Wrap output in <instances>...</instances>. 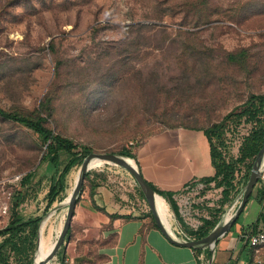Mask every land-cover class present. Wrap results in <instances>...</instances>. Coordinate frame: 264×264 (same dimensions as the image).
I'll list each match as a JSON object with an SVG mask.
<instances>
[{"label":"rangeland","instance_id":"obj_1","mask_svg":"<svg viewBox=\"0 0 264 264\" xmlns=\"http://www.w3.org/2000/svg\"><path fill=\"white\" fill-rule=\"evenodd\" d=\"M136 22L150 27L139 36L130 27ZM135 41L140 44L133 45ZM183 42L197 51L184 52ZM244 48L252 73L225 59V52ZM188 82L198 83L193 93L187 91ZM52 89L48 126L94 152L134 151L175 124L211 125L250 93H264V0H0V106L32 111ZM256 127L246 117L231 124L227 157L239 156L244 138ZM202 142L206 148L205 135L197 138L199 149ZM43 154L35 132L0 116V229L11 220L16 190L25 195L19 206L22 217L43 216L41 223H48L46 238L55 232L52 227L66 222L64 202L81 164L71 167L65 190L48 208L51 185L58 187L70 156L55 168L41 162ZM248 170L239 165V191L221 209L223 215L239 206ZM31 171L34 178L22 185ZM90 171L92 176L98 173V181L124 211L148 213L150 205L128 169L107 163ZM202 187L178 198L186 225L194 229L201 217L219 209L222 199L221 189L202 195ZM89 191L85 178L72 223L82 221V207L91 206ZM169 208L171 228L181 230ZM39 232L40 227L32 264L41 244ZM78 234L72 225L49 264H97V244L77 239Z\"/></svg>","mask_w":264,"mask_h":264},{"label":"crops","instance_id":"obj_2","mask_svg":"<svg viewBox=\"0 0 264 264\" xmlns=\"http://www.w3.org/2000/svg\"><path fill=\"white\" fill-rule=\"evenodd\" d=\"M201 135H205L203 130L183 126L152 135L137 150L144 177L160 189L178 193L193 179L213 175L214 167L206 135V148L202 142V149H199L197 143ZM183 193L188 192L175 195L177 201ZM88 201L91 206L82 207V221L71 226L76 233H80L77 239L88 240L84 241L88 243L94 240L97 244L94 249L97 264H204V260L207 264H249L253 254L242 235L264 229L262 177L244 210L217 240L214 250L205 247L198 249V253L195 248L178 245L168 239L144 211H124L117 203V198L103 185L96 189L93 198L90 197ZM238 207L233 213L227 214L229 219H233ZM112 214L120 216L112 219ZM127 215L131 217L126 218Z\"/></svg>","mask_w":264,"mask_h":264},{"label":"trees","instance_id":"obj_3","mask_svg":"<svg viewBox=\"0 0 264 264\" xmlns=\"http://www.w3.org/2000/svg\"><path fill=\"white\" fill-rule=\"evenodd\" d=\"M197 22L198 21H196L195 23ZM130 27L131 29L134 28L136 34L141 36L139 34L140 30L142 28H148L150 26L142 24L141 22H136L130 25ZM135 43L136 41L132 44L135 45ZM138 44H140V42L136 43V45ZM184 46L186 47V50H184V52L187 50L189 52L197 51L196 47L192 46L191 44L184 43ZM225 59L226 61H228V63L232 64L233 67L244 68L245 71L252 73V69H250L252 62L251 60H249L251 59V57L247 48L225 52ZM59 64L60 63L58 62L57 67H59ZM196 73H198L197 70ZM185 76L188 75L186 74ZM182 79L183 78H181L179 82L177 81V83H181L183 81ZM178 84L175 85L176 88H178ZM197 85L198 83L192 84L188 82V93H193L194 88L197 87ZM54 97L55 91H53V89L52 91H48L39 107L35 108L32 111L17 109L7 110L0 106V116L2 118L20 123L31 129L38 135V138L41 140V148H44V154L41 158V162H46L48 165L57 168L64 156H70L69 161L66 162L58 177V187L57 184L51 185L48 195V208L55 201L58 194L61 191L65 190V177L71 167L76 163L81 164L83 159L90 152H92V149L87 145H80L73 139L61 134L60 132L55 131L53 128L48 126L49 118L53 117L52 104ZM243 117H246L248 120L256 121L257 127L254 128L251 133L244 138L239 148V156L227 157L226 152L229 149L227 131L229 130L231 124L238 123ZM180 126L192 129H201L204 131L210 145L211 162L214 167L213 175L198 178L195 180L193 179V181L185 186L182 192L188 191L192 187L194 188L198 183H202L204 185L201 191L202 195H205L212 188H219L221 189L222 194L220 206L218 207L219 209L214 208L213 211H209V215L207 217H201V224L194 229L186 225V222L184 221L181 214L180 205L175 198L176 194L182 192L177 193L175 191L163 190L159 187H156L153 182L149 181V183L152 185L156 193L158 192L168 201L177 220L182 225L181 230L185 233L186 238H188V240H195L207 236L213 230V228L218 224L223 216L221 209L224 208L227 202H231L233 192L236 193L239 191L237 189L236 173L239 169L240 164L247 165V167L249 168V173L244 181V185L249 179L250 170L253 165L252 162L255 160L259 150L264 143V93H250V95L244 102L235 105L229 112L224 114L220 120L211 123V125L202 126L196 123H180L168 128H176ZM141 145L142 143L137 144L134 151L131 149H125L119 152L121 154L126 153L127 156L134 158L140 170L141 166L138 161L137 150ZM91 172L92 171L87 172L86 179L90 184L89 195L93 198L96 189L101 186V183L97 179L98 173L95 174L96 176H92ZM35 174V171L27 173V175L22 178L21 184L27 185L32 181ZM137 189L141 196L146 199L145 195L138 185ZM14 198H16V201L10 208L11 220L5 227L0 229V236L4 237L2 242H0V264H32L33 252L36 248L38 230L43 216L24 219L19 211V206L25 198L23 191H14ZM200 205L201 204H199L198 206ZM95 207L100 208L97 206ZM146 214L151 219V222L158 228L159 226L155 221L151 209ZM118 216L120 215H111L112 219ZM130 217V215L126 216V218ZM70 231L71 227L68 233ZM195 250L197 253L200 252V250L198 249Z\"/></svg>","mask_w":264,"mask_h":264},{"label":"water","instance_id":"obj_4","mask_svg":"<svg viewBox=\"0 0 264 264\" xmlns=\"http://www.w3.org/2000/svg\"><path fill=\"white\" fill-rule=\"evenodd\" d=\"M131 159H133V161H131ZM96 160H100L104 164H107V163L116 164V165L125 167L132 173V175L134 176L137 182V185L139 186V188L145 195V198L150 205V209L154 215L157 225L159 226V228L162 230V232L166 235L168 239L182 246H187V247H191L195 249L210 247L211 249L214 250L217 240L229 230L232 222L244 210L246 204L248 203L247 201H249L254 191L255 186L257 185L258 181L260 180L262 176V173L264 171V143L253 162L252 168L250 170L249 179L247 183L245 184L244 188L242 189L240 195L238 196V200H240L239 197L241 198V200L239 201L240 204H239L236 215L231 220V218L230 219L228 218L227 213L224 214L221 220L218 222V224L213 228V230L207 236L201 239H195V240L194 239L187 240V239L181 238L179 235L176 234V232L171 227H168L166 225L160 213L158 212V208L156 205V197L157 196L163 197V196L159 194L158 192L156 193L152 185L144 177L143 173L141 172L134 158L127 157L118 152H94V151L90 152L83 159L80 165L78 179L73 188V191L71 193L69 200L68 201L65 200L64 202V204H67L68 206L67 219L60 233V236L56 241L55 247L52 250V252L48 254L47 257H45L44 259L37 260L36 258L34 261V264H48V262H50L53 258L56 257V254L59 248L61 247V244L64 242L65 236L71 227L73 216L75 213V208L77 205V200H78L79 195L81 194V191H83V185L85 182L86 174L88 171L91 170V167ZM42 226L43 224L41 223L40 232H39L40 234H41Z\"/></svg>","mask_w":264,"mask_h":264},{"label":"bare ground","instance_id":"obj_5","mask_svg":"<svg viewBox=\"0 0 264 264\" xmlns=\"http://www.w3.org/2000/svg\"><path fill=\"white\" fill-rule=\"evenodd\" d=\"M131 161H133V159H131ZM104 165L103 162H101L100 160H96L94 162V164L92 165L91 169L97 168ZM78 175L79 173L76 175L75 177V184L77 182L78 179ZM74 184V186H75ZM74 188V187H73ZM73 189L70 191V195L72 193ZM62 200V199H61ZM66 201H68V199H66ZM156 205L158 208V212L160 213L161 217L163 218L164 222L166 223V225L168 227H172L171 226V212H170V208H169V204L168 202L161 196H157L156 197ZM65 222L62 221L61 223H59L58 227H52V229H56L55 232L53 233L52 237H45L44 235V229L46 228V226L48 225L47 222L43 223L42 226V230H41V239H40V245H39V250H38V254H37V260H41L44 259L45 257H47L48 254H50L52 252V250L55 247L56 241L58 239V236L60 235L63 227H64ZM51 232V231H50ZM50 262H48L49 264Z\"/></svg>","mask_w":264,"mask_h":264},{"label":"built area","instance_id":"obj_6","mask_svg":"<svg viewBox=\"0 0 264 264\" xmlns=\"http://www.w3.org/2000/svg\"><path fill=\"white\" fill-rule=\"evenodd\" d=\"M261 177L264 178V171ZM199 184L204 186L202 183H198L197 185ZM194 188H190L187 192H191L192 190H194ZM143 200L146 201V199L144 198ZM176 234L179 235L181 238L188 240L182 230H177ZM242 237V239H244L245 243H247L253 254L252 262L249 264H264V229L246 232L242 235Z\"/></svg>","mask_w":264,"mask_h":264}]
</instances>
